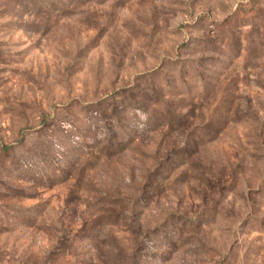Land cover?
<instances>
[{"label": "rangeland", "instance_id": "1", "mask_svg": "<svg viewBox=\"0 0 264 264\" xmlns=\"http://www.w3.org/2000/svg\"><path fill=\"white\" fill-rule=\"evenodd\" d=\"M0 264H264V0H0Z\"/></svg>", "mask_w": 264, "mask_h": 264}]
</instances>
